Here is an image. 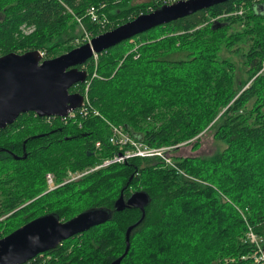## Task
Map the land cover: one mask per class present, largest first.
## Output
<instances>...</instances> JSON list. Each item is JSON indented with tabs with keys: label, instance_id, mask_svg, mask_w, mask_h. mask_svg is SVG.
Segmentation results:
<instances>
[{
	"label": "trees",
	"instance_id": "trees-1",
	"mask_svg": "<svg viewBox=\"0 0 264 264\" xmlns=\"http://www.w3.org/2000/svg\"><path fill=\"white\" fill-rule=\"evenodd\" d=\"M131 1L0 0V57L39 51L53 59L75 49L85 32L94 38L167 5ZM92 7L99 22L89 16ZM262 11L264 0L230 1L93 57L79 69L88 72L91 107L101 117L49 123L28 113L0 130V240L45 215L68 222L102 209L111 212L107 223L26 264H112L124 255L134 225L121 264H254L242 257L254 251L246 243L249 227L264 237ZM237 56L247 66L246 79ZM85 89L83 83L70 92ZM106 121L152 147L188 142L198 150L201 137L211 133L221 149L206 158L177 159L205 184L184 180L150 158L67 182L71 173L121 153L108 141ZM48 174L60 187L49 190ZM122 192L126 200L147 194L144 212L118 211Z\"/></svg>",
	"mask_w": 264,
	"mask_h": 264
},
{
	"label": "water",
	"instance_id": "water-1",
	"mask_svg": "<svg viewBox=\"0 0 264 264\" xmlns=\"http://www.w3.org/2000/svg\"><path fill=\"white\" fill-rule=\"evenodd\" d=\"M230 1L236 0H181L164 5L49 60H44L39 51L0 57V130L13 125L23 114L35 113L41 118L68 116L81 107L84 100L82 94L70 92L72 87L88 79V72L79 67L85 66L95 55L157 27ZM148 204L149 197L143 192L133 194L128 200L122 192L115 206L118 211L130 207L144 212ZM110 219L111 212L102 209L86 211L68 222H60L54 215L36 218L0 240V264H26ZM135 227L127 230L124 255L112 264H121L128 255Z\"/></svg>",
	"mask_w": 264,
	"mask_h": 264
},
{
	"label": "built area",
	"instance_id": "built-area-1",
	"mask_svg": "<svg viewBox=\"0 0 264 264\" xmlns=\"http://www.w3.org/2000/svg\"><path fill=\"white\" fill-rule=\"evenodd\" d=\"M89 16L92 18L94 22H99V15L96 12L95 8H91L89 11ZM80 22V20H78ZM107 20H104L106 22ZM93 38L87 32L81 38L76 40L75 45L80 47L87 43H90ZM133 43V41L131 40ZM76 47V48H77ZM43 58L44 54L41 53ZM95 59L98 58V55H95ZM96 73L93 75V78L96 77ZM86 89L83 95V103L82 106L71 111L66 117H52L46 118L49 123H52L55 119L59 118L63 122L67 123L70 120H76L79 117H86L90 114L94 116L101 117V114L98 111H95L91 107V102L88 96V89L91 84V80H86ZM107 122V121H106ZM110 135L108 137V141L111 145L118 147L121 153L114 155L113 157L106 158L103 160L101 164H97L94 167L87 169L80 174H70L69 180L67 182H71L77 179H80L86 174L92 173L99 169L109 167L110 165L116 163H125L133 158H143V159H157L160 162V165L164 169H170L176 173V175L184 180L190 182H198L205 184V182L193 177L188 172H186L179 164L178 158L176 156V151L181 148L183 145L187 144L183 143L177 146H161V147H152L145 142L133 138L123 127L115 126L107 122ZM97 151H101L103 149V143L98 141L95 145ZM47 183L50 188H54L57 186L55 182V178L52 174L47 175ZM246 243H250L254 247V251L248 257H242V259H250L254 264H264V237L256 233V231L249 227L246 236Z\"/></svg>",
	"mask_w": 264,
	"mask_h": 264
},
{
	"label": "rangeland",
	"instance_id": "rangeland-1",
	"mask_svg": "<svg viewBox=\"0 0 264 264\" xmlns=\"http://www.w3.org/2000/svg\"><path fill=\"white\" fill-rule=\"evenodd\" d=\"M178 1L181 0H132L131 1V5L135 6V5H142V4H152V3H159V2H164L167 3V5L169 4H174ZM264 12V11H262ZM240 14H242V12H240ZM246 22V20H245ZM245 24V23H242ZM244 26L241 27V30ZM237 27H234L232 29V31L237 30ZM249 43L242 45L245 49L248 48ZM230 54V53H229ZM235 54H230V57L234 58ZM237 62L239 66V75L246 79L247 78V66L243 63V61H239L241 60L240 56H237ZM193 145V144H192ZM192 145H183L181 148H179L176 151V156L177 157H200V158H206V157H210L212 155H214L217 151H219L221 148L219 146V143L214 139L213 134L211 133H207L204 136L201 137L200 139V147L198 150L194 149Z\"/></svg>",
	"mask_w": 264,
	"mask_h": 264
},
{
	"label": "flooded vegetation",
	"instance_id": "flooded-vegetation-1",
	"mask_svg": "<svg viewBox=\"0 0 264 264\" xmlns=\"http://www.w3.org/2000/svg\"><path fill=\"white\" fill-rule=\"evenodd\" d=\"M58 187H60V185H59V186L57 185V186H55L54 188H50V187H49V190H50V191H51V190H55V189H57ZM101 226H102V225H101Z\"/></svg>",
	"mask_w": 264,
	"mask_h": 264
}]
</instances>
